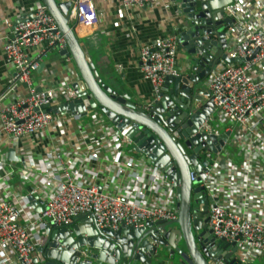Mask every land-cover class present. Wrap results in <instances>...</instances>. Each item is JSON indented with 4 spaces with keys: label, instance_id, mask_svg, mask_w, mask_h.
I'll return each instance as SVG.
<instances>
[{
    "label": "built area",
    "instance_id": "1",
    "mask_svg": "<svg viewBox=\"0 0 264 264\" xmlns=\"http://www.w3.org/2000/svg\"><path fill=\"white\" fill-rule=\"evenodd\" d=\"M159 1L162 0H121V4L129 9ZM220 9L223 18L231 19L223 28L224 58L207 73L205 84L212 98L211 112L216 111L218 123L226 126L220 130L218 124L210 125V112L181 139L184 142L202 133L215 137L208 147L196 150V161L188 158L189 179L192 188L201 186L206 199H210L207 225L211 234L234 244L238 264H249L264 255V0H231ZM67 13L69 21L76 23L96 17L84 0H72ZM24 17L2 46L6 64L14 73L0 95V131L14 144L42 133L51 123L62 127L65 113L47 108L76 98L69 82L61 86V91L59 85H34L32 73L40 67L42 55L49 49H63L67 43L44 2H35ZM178 46V37L168 35L140 48L139 69L151 84L153 100L160 98L165 77L177 76L181 71L176 64ZM18 84L26 85V93L14 94L13 101L4 104L2 100ZM198 105L195 103L193 108ZM93 119L102 136L109 139L100 141L108 150L102 160L107 163L105 173L118 179L121 186L106 190L97 181L104 171L82 164L70 167L67 153L49 148L34 166L32 160H22L23 169L16 174L32 186L27 193L11 197L14 193L9 180L15 172L11 161L2 155L0 264H34L33 258L42 250L45 227L71 224L78 215L91 217L98 229L112 230L121 224L138 227L146 221L177 218L176 195L168 175L131 155L132 139L115 132L101 115ZM228 145L232 151L227 150ZM91 154L98 159V153ZM185 154L190 156L192 151ZM33 193L38 194L37 200L43 205L40 211L28 198Z\"/></svg>",
    "mask_w": 264,
    "mask_h": 264
},
{
    "label": "water",
    "instance_id": "2",
    "mask_svg": "<svg viewBox=\"0 0 264 264\" xmlns=\"http://www.w3.org/2000/svg\"><path fill=\"white\" fill-rule=\"evenodd\" d=\"M42 1L66 39L67 45L60 51L72 59L76 70L69 72L71 76L67 74L76 98L47 110L78 113L79 117L91 109L100 110L104 122L115 132L132 139L133 151L144 164L173 181L177 218L146 221L138 227L121 224L116 230L98 229L85 215H78L73 223L64 226L48 224L40 243L42 250L33 263L238 264L234 244L211 234L207 225L210 199H206L201 186L192 188L189 179L188 158L196 161V150L208 147L215 137L202 133L184 140V147L192 151L190 156L178 141L194 131L213 109L204 84L207 73L224 58L223 28L231 19L223 18L220 8L231 0H173V30L184 67L179 75L165 77L158 100H153L152 94L147 98L131 95L121 76L111 71L99 74L88 50L91 46L82 45L70 26L67 12L72 0ZM24 19V15L18 18L14 27ZM195 103L199 105L193 108ZM28 198L37 211L42 210L37 193Z\"/></svg>",
    "mask_w": 264,
    "mask_h": 264
},
{
    "label": "crops",
    "instance_id": "3",
    "mask_svg": "<svg viewBox=\"0 0 264 264\" xmlns=\"http://www.w3.org/2000/svg\"><path fill=\"white\" fill-rule=\"evenodd\" d=\"M38 1L43 2L42 0H0V95L8 88V79L14 73V69L7 65L4 59L3 43L6 37L12 35L14 22L28 13L30 7ZM84 4L89 11L96 14L95 19L80 23L72 22L70 26L82 45L88 43V46L93 48L96 54L92 55L91 59L99 74L103 75L104 72L111 71L120 75L129 87L131 95L149 97L152 94L151 84L139 69V51L143 45L151 43L156 38L176 34L173 30L175 10L173 0L132 6L129 9L122 6L121 0H84ZM8 22L11 23L10 27L7 26ZM60 50L62 49H49L42 55L40 67L32 73L36 87L42 88L54 84L59 85L58 91H61V86L69 82L67 74L76 71L74 62L70 57L68 60ZM176 64L180 68L184 67L183 54L179 48ZM69 75L71 76L70 73ZM25 93L26 85L18 84L2 102L8 104L13 101L14 94ZM62 116L64 117L62 127L56 128L51 123L42 133L25 137L15 144L0 131V157L4 155L9 163L17 161V167L23 169L22 160H32L31 164L34 166L37 160L44 158L49 148H52L68 154L70 167H78L82 164L94 171H104L98 175L97 181L106 190L114 191L119 188L122 183L105 173L107 163L102 160L108 155V150L100 141L105 139L109 141V139L102 136L98 125L92 122L94 119L91 118L84 123L82 121L84 116H74L70 113ZM124 151L126 152L127 149L124 148ZM93 152L98 153V159L92 156ZM130 154L137 158L134 151ZM18 179L19 183L16 184L18 187L11 197L21 196L20 191L27 193L32 186L19 176Z\"/></svg>",
    "mask_w": 264,
    "mask_h": 264
},
{
    "label": "rangeland",
    "instance_id": "4",
    "mask_svg": "<svg viewBox=\"0 0 264 264\" xmlns=\"http://www.w3.org/2000/svg\"><path fill=\"white\" fill-rule=\"evenodd\" d=\"M56 1L59 2V0H56ZM70 25H72V22H70ZM55 49H57V48H55ZM89 51H90V55L91 56L96 54L93 51V48L92 47H89ZM68 76H70V75H68ZM206 89H207L206 88V85L204 84V90H206ZM99 114H100V110H98V109H91L86 116L82 117V121L85 123L86 121H89V119L93 118V116H97ZM106 123H107V121H106ZM209 123L213 127H215L218 124L220 130H222L226 126V124H224V123H218V121H217V112L216 111H213V112L210 113ZM178 140L180 141L181 144L184 145V142L181 139H178ZM227 150L232 151L233 149L231 148V146L228 145L227 146ZM187 152L189 153L190 150H188ZM136 156H137V159H140L141 158V156L138 155V154H136ZM17 165H18V162L17 161H14V162L11 161V170H13V172H15L14 177L11 180H9V184L11 185V190L12 191H15L17 189L18 185L16 186V184L19 183V179H18V176L16 174V172L19 170V168L17 167ZM21 193L24 194L25 191H20L19 194H21ZM191 204H192V206L195 205L193 200H191ZM175 225H177V224H175ZM193 234L196 235V231L195 230H193ZM180 246L182 248H184L183 242L180 243ZM174 258H175V261H177V259H179V255L176 254L174 256ZM249 264H264V255H261V256H258L256 258H254V260L252 262H250Z\"/></svg>",
    "mask_w": 264,
    "mask_h": 264
},
{
    "label": "flooded vegetation",
    "instance_id": "5",
    "mask_svg": "<svg viewBox=\"0 0 264 264\" xmlns=\"http://www.w3.org/2000/svg\"><path fill=\"white\" fill-rule=\"evenodd\" d=\"M179 139H181V137H180ZM181 140H182V139H181ZM178 141H179V140H178ZM179 142H180V141H179ZM188 150H189V149H188ZM188 150H187V148L185 147V151L187 152Z\"/></svg>",
    "mask_w": 264,
    "mask_h": 264
}]
</instances>
